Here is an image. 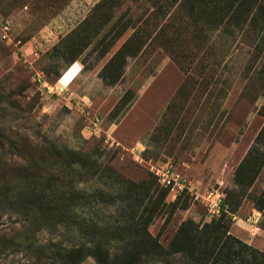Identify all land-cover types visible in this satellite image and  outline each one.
Instances as JSON below:
<instances>
[{"label":"rangeland","instance_id":"rangeland-1","mask_svg":"<svg viewBox=\"0 0 264 264\" xmlns=\"http://www.w3.org/2000/svg\"><path fill=\"white\" fill-rule=\"evenodd\" d=\"M212 2L0 0V264L166 248L187 220L264 254V26ZM165 169L186 188L159 213Z\"/></svg>","mask_w":264,"mask_h":264},{"label":"trees","instance_id":"trees-1","mask_svg":"<svg viewBox=\"0 0 264 264\" xmlns=\"http://www.w3.org/2000/svg\"><path fill=\"white\" fill-rule=\"evenodd\" d=\"M207 6L209 10H212V13L206 11V21L211 25H229L240 18L238 22L242 25H250L255 29L263 22L262 26H264L263 0H223L222 3L212 2ZM183 89L182 86L180 91ZM160 192L163 205L159 213L164 207L177 208V201L168 205L164 202L168 194L167 188L161 189ZM146 241L149 251L154 252V255L178 254L185 258L188 264H255L257 261L260 264L264 262L263 253L232 237L222 224L210 223L200 228L191 220H187L181 223L166 248L159 245L150 235H147ZM149 251H131L128 246L123 245L112 252L108 250L101 252L97 247L82 245L73 248L69 253L75 256V264H81L88 257L96 258L100 264H139L143 257L149 256Z\"/></svg>","mask_w":264,"mask_h":264},{"label":"built area","instance_id":"built-area-1","mask_svg":"<svg viewBox=\"0 0 264 264\" xmlns=\"http://www.w3.org/2000/svg\"><path fill=\"white\" fill-rule=\"evenodd\" d=\"M3 30H7V26L3 27ZM159 182L166 188L171 189H178V190H184L186 188L185 182L183 179L177 174L169 169H165L163 171H158L156 173ZM213 213L218 214L219 209L212 210Z\"/></svg>","mask_w":264,"mask_h":264}]
</instances>
